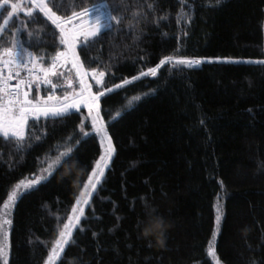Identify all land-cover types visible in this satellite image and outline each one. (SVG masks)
<instances>
[{
  "label": "trees",
  "instance_id": "trees-1",
  "mask_svg": "<svg viewBox=\"0 0 264 264\" xmlns=\"http://www.w3.org/2000/svg\"><path fill=\"white\" fill-rule=\"evenodd\" d=\"M76 2L107 12L121 6V0ZM155 8L133 28L125 11V19L102 30L89 49L78 48L85 67L105 69L110 87L155 67L165 56L200 63H166L155 77H140L101 97L100 115L115 151L73 227L74 243L65 246L56 264H216L217 259L264 264V65L256 63L264 60V0H221L218 5L187 0L191 19L177 16L180 0H157ZM25 19L17 14V20ZM37 25L45 26L47 35L31 50L50 56L58 33L42 14L28 28ZM20 38L27 42L26 33ZM90 82L93 91L100 87ZM47 94L42 87L40 95ZM56 95L63 91L57 89ZM134 96L140 99L129 103ZM87 117L82 106L63 119L30 118L25 131L41 141L22 151L0 138V210L21 180L46 176L19 192L12 204L8 264H45L73 215L76 198L103 153ZM82 120L90 133L86 137L79 134ZM69 136L74 158L50 175L42 173ZM146 210L154 222L162 221L147 236L143 225L137 227L138 220L147 219ZM210 241L215 258L207 251Z\"/></svg>",
  "mask_w": 264,
  "mask_h": 264
},
{
  "label": "snow or ice",
  "instance_id": "snow-or-ice-1",
  "mask_svg": "<svg viewBox=\"0 0 264 264\" xmlns=\"http://www.w3.org/2000/svg\"><path fill=\"white\" fill-rule=\"evenodd\" d=\"M156 2L157 0H151V2L145 0L144 3L136 4L133 0V3L129 4L126 0H121L122 7L111 8L105 14L101 13L95 4L91 7H82L76 0H55V2L53 0H26V2L23 0H0V17L3 19V22L0 23V138L6 142L14 143L17 151H22L25 145L30 148L33 141H41L40 135H35L34 132L29 134L25 131L30 118L33 122L39 121L41 118L45 120L63 119L71 115L74 110L79 111L83 105L88 109L87 118L91 120L92 130L100 135L101 146L104 148L76 198L75 205L72 207L73 215L68 217L69 222L64 223L63 228L59 231V236L49 251L45 264H56L65 246L74 243L73 227L78 225L81 217L84 216L83 206L89 204V198L97 190V185L101 183L104 169L108 166L115 151L112 138L108 135L100 115L101 97L140 77H155L157 70L166 63L172 64L173 67L180 65L190 67L200 63L197 59L165 56L155 67L140 71L139 76H132L130 79L124 78L120 83H114L110 87L105 86V69L85 67L77 52L78 48L89 49L100 38L102 30L111 29L114 25L118 26L125 19V11L130 13L128 27L133 28L139 25L142 20H147L150 12L156 11ZM220 2L221 0H214L216 5ZM180 3L181 11L177 13V16L191 19L190 12L185 10L187 0H180ZM105 7L108 5L105 4ZM9 8L10 10H8ZM60 9L64 11L61 12ZM21 12L25 15V20H17V14ZM39 14H42L58 33H54L56 43L53 46L56 50L50 56L47 53L37 55L31 50L34 41L38 46L42 42V37L47 35L45 26L37 25L35 28H28L29 23H36V17ZM13 21L18 24L15 29L9 27ZM179 22L178 19L177 23ZM21 33H26L27 42L20 38ZM89 62H95V60ZM247 62L253 63L254 61ZM256 63L264 65V60L256 61ZM62 69L66 71H62ZM73 72L74 77L71 75ZM89 74L95 84L100 86L96 91H93V85L88 82ZM10 81H15V83H10ZM42 86L48 92L46 96L40 95ZM57 89H61L63 95H56ZM139 99V96H134L129 103ZM116 115L119 116L120 113L117 112ZM79 134L85 137L90 134L85 130L83 120L79 126ZM72 139L73 137L69 136L65 140L63 151L58 149V154L54 159L48 158L51 159V162L47 163L46 168L41 169L42 173L50 175L74 158V147L68 143ZM79 143L80 140L77 139L76 144ZM33 175V179H28L27 182L21 180L9 192L5 201V209L15 203L19 192L30 189L39 181L46 179L45 175ZM145 207L147 208V205ZM215 207L216 220L219 224L223 214L219 200ZM144 217L147 219L138 220L137 227L143 225L145 236L161 227L162 221L154 222L152 213L149 211H145ZM11 223L7 212L0 211V236H2L0 259H3V264H8L6 226ZM160 243L163 244V241L161 240ZM207 251L215 258L212 241L209 242ZM216 264H221V262L217 259Z\"/></svg>",
  "mask_w": 264,
  "mask_h": 264
},
{
  "label": "rangeland",
  "instance_id": "rangeland-1",
  "mask_svg": "<svg viewBox=\"0 0 264 264\" xmlns=\"http://www.w3.org/2000/svg\"><path fill=\"white\" fill-rule=\"evenodd\" d=\"M23 2H26V0H23ZM99 9H100V12L101 13H107V11L103 8V7H99ZM68 67L70 68V65H68ZM71 75L74 77V72L73 73H71ZM90 78H91V80H93L92 79V77H91V74H89V77H88V82L89 83H91L90 82ZM94 81V80H93ZM95 82V81H94ZM83 106V105H82ZM81 106V107H82ZM85 107V106H84ZM86 108V107H85ZM87 109V108H86ZM88 110V109H87ZM90 119V118H89ZM91 121V120H90ZM99 135V134H98ZM99 138H100V135H99ZM100 141H101V138H100ZM103 151H104V148H103ZM27 182V181H26ZM35 186V185H34ZM33 186V187H34ZM11 209H12V204H10L9 206H8V208L7 209H5V203L2 205V207H1V210L0 211H6L7 212V216H8V218L9 219H11V215H10V212H11ZM6 230H7V233H8V236H7V244H8V247H7V249H6V259L8 260V256H9V235H10V225H7L6 226ZM1 239H2V236H1ZM1 261H2V263H3V259H1Z\"/></svg>",
  "mask_w": 264,
  "mask_h": 264
},
{
  "label": "built area",
  "instance_id": "built-area-1",
  "mask_svg": "<svg viewBox=\"0 0 264 264\" xmlns=\"http://www.w3.org/2000/svg\"><path fill=\"white\" fill-rule=\"evenodd\" d=\"M14 71H15V69H14ZM10 83H13V84H14V83H15V81H10ZM42 87H43V86H42Z\"/></svg>",
  "mask_w": 264,
  "mask_h": 264
}]
</instances>
